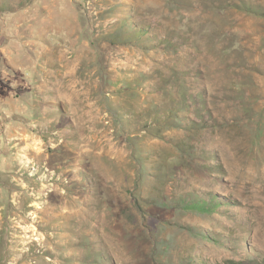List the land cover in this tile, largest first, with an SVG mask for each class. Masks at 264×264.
<instances>
[{
    "label": "rangeland",
    "instance_id": "rangeland-1",
    "mask_svg": "<svg viewBox=\"0 0 264 264\" xmlns=\"http://www.w3.org/2000/svg\"><path fill=\"white\" fill-rule=\"evenodd\" d=\"M0 264H264V0H0Z\"/></svg>",
    "mask_w": 264,
    "mask_h": 264
},
{
    "label": "trees",
    "instance_id": "trees-1",
    "mask_svg": "<svg viewBox=\"0 0 264 264\" xmlns=\"http://www.w3.org/2000/svg\"><path fill=\"white\" fill-rule=\"evenodd\" d=\"M214 200L198 199L193 202L185 201L184 208L199 212H211L215 209Z\"/></svg>",
    "mask_w": 264,
    "mask_h": 264
}]
</instances>
